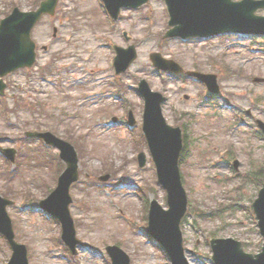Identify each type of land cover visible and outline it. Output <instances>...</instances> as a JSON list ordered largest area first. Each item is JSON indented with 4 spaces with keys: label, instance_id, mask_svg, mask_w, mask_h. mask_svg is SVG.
Listing matches in <instances>:
<instances>
[{
    "label": "rangeland",
    "instance_id": "1",
    "mask_svg": "<svg viewBox=\"0 0 264 264\" xmlns=\"http://www.w3.org/2000/svg\"><path fill=\"white\" fill-rule=\"evenodd\" d=\"M35 1L0 0V11H11L14 5L29 10L36 6ZM146 12L152 14L151 20L146 18L151 15ZM120 18L117 27L110 29L107 23L111 20L106 23L98 0H62L56 15L45 16L34 28L33 37L39 49L35 67L18 70L5 79L8 83L5 99L10 110L3 114L0 101V146L15 148L22 160L27 150L33 159L24 160L22 175L7 179L3 170L8 164L0 156V195L8 191L14 201L7 206L8 212L17 239L29 245L30 263L110 264L105 247L118 240L130 255L131 264H168L159 244L136 225L131 226L133 220L147 224L146 199L156 197L168 207L166 191L157 183L155 168L149 163L145 167L138 164V144L131 135L138 139L141 133L128 131L123 123L127 111L132 109L137 119L136 132H140L144 99L137 84L142 77L153 89L166 94L164 114L168 121L174 125L183 123L189 134L190 153L182 165L185 185L190 201L207 212L189 215L183 226L193 263L211 264L209 239L213 235L235 237L243 241L246 250L258 252L263 238L251 210L244 206L258 193L259 186L251 176L260 165L264 176V139L257 130L243 124L246 121L256 126L258 118L264 121V83L253 80V75L264 77V51L252 53L248 48L258 50L264 39L244 41V45L234 47L229 38L160 40L159 36L163 37L169 28L163 0H152L140 11L123 10ZM108 40L124 47L134 44L137 48V59L118 77L116 85L99 84L97 80L115 73L112 68L115 55L105 47ZM45 45L47 49H43ZM153 51L176 60L185 69L216 73L223 95L208 102L202 95V84L160 73L150 59ZM45 65L47 77L41 75ZM227 66L244 73L226 72ZM118 80L123 83L120 89L125 98L123 104L104 98L102 93L109 88L118 89ZM226 96L232 107L225 106ZM255 96L262 97V105L253 104ZM112 114L118 117L114 123L120 124L105 125L113 122ZM47 129L62 137L68 135L83 150L82 177L71 188L70 207L77 236L85 244L70 260L62 258L65 249L55 240V236L61 235L60 223L30 209L22 210L19 205L26 194L44 198L48 187L56 185L49 160L38 149L41 143L24 136L27 130ZM228 145L233 151L220 158L219 152ZM142 146L150 158L146 144ZM232 158L239 159L241 167L235 178L228 181L224 178L234 174L229 162ZM216 160L219 161L214 166L212 162ZM54 171L57 172L56 166ZM105 173H110L112 183L121 181L122 185L111 190L102 187L95 176ZM146 185L154 188L144 195L141 190ZM232 202L240 206L238 210L222 206ZM212 211L221 216H209ZM9 251L0 236V258H7Z\"/></svg>",
    "mask_w": 264,
    "mask_h": 264
},
{
    "label": "water",
    "instance_id": "2",
    "mask_svg": "<svg viewBox=\"0 0 264 264\" xmlns=\"http://www.w3.org/2000/svg\"><path fill=\"white\" fill-rule=\"evenodd\" d=\"M54 0H49L46 2L40 11L38 12H32L31 18L29 19V24L26 27L22 26H12L8 21H6L1 27H0V45H7L10 47L9 50H7L4 54V60L9 62L10 65H25L29 61H32V55L31 51L33 50V46L31 45L30 39H29V29L34 25V23L40 18L41 13L43 11H50L51 10V4ZM56 1V0H55ZM54 1V2H55ZM143 0H140L136 2L135 4L141 3ZM171 6V10L173 13V20L172 23H175L177 21L183 20V17L192 18L193 16L191 14L184 15L186 10L193 11L194 16H198L199 18H203L201 15L204 14V19L201 21L199 28H196V31H190V32H183L180 30V28L177 26L174 30H172L169 34L170 35H193L194 33H202L203 31H206L208 29V25L210 23V18L215 10H223L216 14L217 17L214 19H226V24L235 25L238 27H244L245 21L243 20L242 23H232V20L227 19L228 13H231L235 9H240V17L243 16V18H251V21H253L254 18L257 16L253 15V12L258 7H264V0H244L241 2H232V0H168ZM53 2V3H54ZM252 2L254 4L252 5ZM200 6L207 7L204 13V10L200 9ZM233 6L231 9L229 7ZM229 9V10H227ZM208 17V19H207ZM264 18V17H263ZM222 28H218L216 30H220ZM135 53L132 54L129 57V61L127 62L126 66L129 65V63L132 61V59L135 57ZM157 61H163V59L158 55L156 58ZM178 65L171 62V64L168 65V68H171L173 70H177ZM142 90L145 93L147 89V95H152L149 92L148 84L146 82H143ZM149 107V105H148ZM157 110L159 111V101L157 103ZM4 207H2L3 209ZM155 221L157 222V225L159 227H163V219L156 214L154 216ZM162 235L165 238H168V235L162 231ZM260 258V257H259ZM259 260V259H258ZM124 264H128V259L125 260ZM253 264H257V262H253Z\"/></svg>",
    "mask_w": 264,
    "mask_h": 264
},
{
    "label": "bare ground",
    "instance_id": "3",
    "mask_svg": "<svg viewBox=\"0 0 264 264\" xmlns=\"http://www.w3.org/2000/svg\"><path fill=\"white\" fill-rule=\"evenodd\" d=\"M162 139H163V138H161V140H162ZM164 140L168 141V137L165 136ZM232 262H233L234 264H238V263L240 262V260H239L238 258L235 257V258L232 259Z\"/></svg>",
    "mask_w": 264,
    "mask_h": 264
}]
</instances>
